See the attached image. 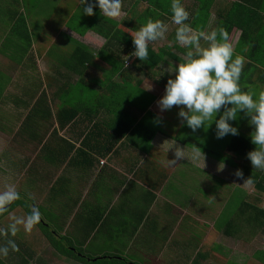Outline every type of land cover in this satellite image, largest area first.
Segmentation results:
<instances>
[{"label": "crops", "instance_id": "0c3cea01", "mask_svg": "<svg viewBox=\"0 0 264 264\" xmlns=\"http://www.w3.org/2000/svg\"><path fill=\"white\" fill-rule=\"evenodd\" d=\"M73 1L74 6H68L65 14L56 9L53 13L43 16L42 18L44 20L35 17V15L42 16L36 8L30 14H26V17L31 15L30 18L33 17V19L29 20L28 27L26 28V31L29 33V46L22 54V50L20 49L21 51L19 52L13 42L7 43L4 49L0 47V52L3 56H0V73L3 78L7 79L0 90V138L6 140V145L9 142V146L5 145L6 148L0 154V159L2 160L0 163V182L3 185L6 183L2 181L7 179L5 174H9L12 177L14 174L23 172L25 178L17 185V191L20 197L26 198L24 200L31 206L39 205L43 207L40 204H35L36 198H42V203L45 204L48 201H52L54 204L53 212L56 215L58 214L57 222L60 221L62 224L60 225L61 232L68 223L74 226L75 230L71 233L72 238H74V240L72 239L73 245L76 248L78 247L82 255L84 257L86 256V258L87 256L91 260H95L96 258H108L111 260L113 258L116 264L123 258L128 264H137L135 262L140 261L139 257L148 261V259H153L156 254L158 256L160 251L163 250V247H166L165 251L168 252L169 263L184 264V261H186V264H188L192 257V250L190 244H188V240L177 243L173 242L170 238L167 244H164L174 224L170 220L171 211L173 208L181 210V207L178 206H181L183 198V192L181 191L180 193L175 188V180L168 177V164L164 163L167 160L166 149L168 150L172 147L173 152L175 150L176 153V146L171 144V142H174L171 140H174L175 136L166 137L162 135L167 132H164L163 128L167 125L166 121L169 122V115H173L174 113L178 114L174 111L178 110V108L176 107L174 109L173 106L170 109L173 112L170 111L169 114L167 110L161 111L157 105L161 94L160 92V95L153 94L155 89L159 88L160 91L165 89L167 80L170 77L174 78L173 73L172 76L165 79L164 73L160 74L157 70L165 65H174L175 67V64H179L180 62L164 54L170 60L174 61L175 64L163 58L164 62L153 66L148 72L144 73L140 70L136 72L134 70L137 77L130 78V80H133V83L138 81L136 87L141 90L140 95H138L143 97L140 103L144 101L142 108L135 107L132 103L126 101L129 112L136 117L133 125H138L140 118L145 116L149 117V120L147 121L145 119L144 127H150L151 129L156 123V129L153 128L152 130L155 129L153 133L158 134V139L163 140L157 143L160 151L156 150L155 145H151L150 142L152 139L147 144L140 142L141 139L137 141L135 135L138 133L139 128H135V134L132 132L133 129L130 128L131 131L129 134L120 133L119 139L113 145L105 147V149L95 147V141H91L94 144L93 150L87 146L84 147L86 149L85 154H78L80 158H75L70 162V159L76 156L75 151L81 146L80 130L86 128L89 123L87 120L81 121L77 119L82 112H79V115H74L75 117L69 116L72 110H69L70 108L68 106H70V103L67 100H70V98L74 99V82H79L81 79H84L88 81L90 86L102 87L106 80H117L118 78L116 76L107 78L108 75H106V72L109 69V64L96 57L93 58V52L85 47L83 48L91 56L89 63L85 64V67L99 66L96 65L99 60L108 65V69L101 75L103 78L93 79L91 76L90 78H80L75 73L79 68L75 69L72 72L73 74L70 76L67 75L68 77L65 78L54 76L56 67L65 68L58 62L46 61V58H49L46 52L49 51L50 45L53 44L52 42L56 44V41H53V39L50 45H43L44 39L40 37L41 34H37L40 32L38 31L40 25H36V21L43 24L48 20H61V24L57 23V29L46 28L51 35H56V32H59L62 37L69 39L82 37L89 43L95 41L97 39L96 37L103 38L91 29L80 33L74 29L65 27V25L68 26L64 23L68 17L67 13H75V19L79 21L83 20V15L80 13L82 10L79 8V6L82 7V4L79 0ZM180 1L189 12V17L191 18V12L194 9L195 2L193 0H190L193 1L192 3H183L182 0ZM51 3L54 5L61 4L58 0H51ZM125 3L122 5L121 17L128 13L126 9L129 5ZM19 4L21 5V1H19ZM15 5H17L15 8L19 12L23 11V7L18 5V2ZM123 7L126 9H123ZM142 7H144V4ZM171 17L172 15L168 17L169 19H165V23L168 24L169 28L168 36L174 42L177 26L172 23ZM111 20L117 21L116 19ZM126 29V32L129 34H134L130 28ZM235 31L239 35V30ZM36 38H38L39 43H37ZM74 41L77 42L76 40ZM236 41L237 38H235L233 43V57L240 54L235 49ZM30 43H36V45L34 44L32 47ZM60 45L59 40V45L57 46ZM148 46L150 48L152 47L150 43ZM171 47L174 48L173 46ZM13 49L18 53L15 58L11 57ZM29 53L32 54L33 69L25 66L22 71L19 70L21 63L19 57L24 59L26 54ZM6 59L8 65H5ZM40 62L46 64L47 71H40L38 69ZM246 64H248V60L245 59ZM79 67L81 68V66ZM7 70L10 71V74L5 73ZM50 70L52 71L51 74ZM15 73L19 74V76H14ZM24 74L28 75L25 76ZM142 74L144 75L143 79L145 82L142 81ZM257 75L259 76V73ZM256 77L255 75V79ZM252 80L254 81V79ZM256 83L264 84V82L259 83L257 79L254 84ZM109 84H111V81H108L105 85ZM18 101L21 102L20 106L17 104ZM34 109L37 110V114L34 112V116L31 117L30 112ZM64 111H69L68 117L64 115ZM103 115L100 113V117H103ZM161 117L162 119H160ZM178 118L180 117L178 116ZM53 120L56 121V126L49 129ZM180 126L184 125L176 121L171 125H167V130L174 132ZM211 126L214 127L215 124ZM12 130H15V132L10 134ZM65 130H67L66 137H64L65 135H58ZM177 133H180V130ZM130 138L136 142L131 141ZM19 139H22L20 144H13L15 140ZM121 146H124L123 150L120 149ZM191 148L186 146V153L184 155H188ZM131 150H133V153H131ZM162 153H165L164 157L161 156ZM3 154L6 157H2ZM129 154L136 155V158L127 159ZM171 157L174 159L172 154L169 159ZM26 161H30V164H26ZM37 161L43 163L40 168L33 166L36 165ZM184 164H186V161ZM81 169L83 172H81ZM79 174L82 176L83 182L86 185L81 186V184H78L77 186H72L70 180L73 177H78ZM58 178L59 181L56 187L50 189ZM62 191H75L77 196L75 199L70 197L69 203L65 200L67 198L66 195L69 194H64ZM156 197L158 199L162 198L163 204L159 205L156 202ZM172 198L176 199L177 206ZM60 201L63 206H61ZM70 206H72L71 209L68 208ZM41 214V217L45 216L42 212ZM185 215L188 214L181 215L178 226L188 232L189 229L194 227V222H191V218ZM44 219L48 222L46 217ZM120 226L123 227L125 235L123 236V230H119L120 235L123 237H121V240L116 241V236L118 235L115 236L114 230ZM190 231L192 232V230ZM138 233L141 239V242L139 241L140 243L137 244L138 248L135 247V250H132V246L128 249H125L123 246L122 248L117 247L116 244L122 245L123 241H125L127 247L129 244L128 241L130 242L134 236L137 237ZM101 236H105L108 240H101ZM190 237H193V232L190 234ZM93 239L97 241L93 244L98 249L89 246L90 241ZM185 253L188 254V258L185 257ZM107 261L105 262L107 263ZM109 262L111 264L113 261Z\"/></svg>", "mask_w": 264, "mask_h": 264}, {"label": "trees", "instance_id": "16d2710c", "mask_svg": "<svg viewBox=\"0 0 264 264\" xmlns=\"http://www.w3.org/2000/svg\"><path fill=\"white\" fill-rule=\"evenodd\" d=\"M122 1L124 3L126 2V5H129L127 9L123 7V9H126L128 13L126 15H123L117 21L104 17L100 13L98 5L94 7L93 15L89 16L84 14V4H82V7L79 6V8H81L82 10V12H80L82 13L81 15H83L82 21L75 19V13H67L68 17L64 21V23L67 24L71 29H74L80 33L87 29H91L95 33L103 37L104 42L102 46L96 51L95 55L92 54V56L93 58L96 57L109 64V69L107 70L106 75H109L110 77H118L117 80H111V84L109 85H105L107 83L106 80L104 86L102 87L90 86L88 84V81L84 79H81L79 82H74V99L70 98V100H67L70 103V106H68L70 108L69 110H72L69 116L71 115L70 117H75L74 115H79V112H82V114H80L77 119L81 121L87 120L89 123L87 124L86 128H82L80 130L79 136L81 139V146L75 151L76 156L70 159V162H72L75 158H80L78 154H85L86 149L84 147L87 146L91 150H93L94 144L91 143V141H95V147H102L105 149V147L113 145L115 141L119 139L120 133L129 134L131 131L130 128H132V132L135 134V128H140L141 123H145L144 119H146L147 116L140 118V120L138 121V125L134 126L133 124L136 120V117L134 115H131L129 111L125 112L128 103H139L137 105L144 106V101L140 103V100L136 98H140L139 95L141 92V90L136 87V83H138V81H136V83L134 82V85L130 83L131 80L129 78L133 75V73H135L134 70H136V72L138 70L143 71L144 73L148 72V70L152 69L153 66L157 65L158 63L164 62V54L169 55L171 58L177 60L178 62H182V58L172 53L169 48H158L154 51L152 50V48H150V46H148L149 58L147 61H141L138 57L132 56L131 53H133L135 50L133 37L125 30L126 28H130V30L135 33L140 29L141 26H143L147 22L148 19H160L165 22V19H169L167 17L172 15V0ZM193 1H195V6L191 12V18L189 17V20L186 21V23H189L196 30H203L208 15L207 9L210 7V4L213 0ZM9 2L15 4V0H10ZM88 2L96 4V0H88ZM141 3L144 4V7H142L143 9L140 8V11H138L137 6ZM21 4L23 7V11L19 12L17 8L14 7V5L8 3V5L13 6L14 9L11 7L7 8L0 2V15L4 12H11L14 14L11 17L13 20H16L18 22L23 21L22 19H25L26 14L31 13L27 5L32 6L31 8L29 6L30 10L32 9V11L36 8V6L31 1H29L28 3L22 1ZM69 6H74V3H71ZM263 8L264 0H231V2L226 3L224 6L217 7L215 10V14L217 16L216 28L222 26L226 28L229 33L231 29L239 30L235 49L240 53L244 52L245 55L249 58L257 53H260L261 51L264 52V41L262 39L264 31L261 29L264 22L262 11ZM60 11H67V8H60ZM24 27H26V25ZM24 37L27 40V43H25V47H22V51L20 50L21 54L29 46V38L27 37L26 33L24 34ZM59 40L61 43L60 46H57L53 43L50 45L49 51L46 52V55L49 57L46 58V61L53 63L58 62L65 68L63 69L56 67L54 76L65 78L73 74L72 72L75 69L79 68V70H76L75 73H77L80 78H84L85 76L82 74V71L87 72L85 70V64L89 63L91 59V56H89L90 54L88 55V52L83 48V46L72 39L61 37V39ZM250 43L251 48L247 46V44ZM172 46L176 48V50H179L180 52L185 54L186 50L184 48H181L178 44H173ZM19 60H21L19 70L22 71L25 66L33 69V58L31 53L26 54L24 59H21L19 57ZM79 66H81V68ZM252 71H256V79L259 83L264 82V61H255L254 63L250 61L244 66L239 81L243 91H245L244 89H246L248 85H256L259 87L258 83L254 84L256 79L254 78V81L252 80ZM257 73H259V76L257 75ZM24 75L27 76L28 74ZM126 101H128V103ZM141 106L140 108H142ZM34 112L37 114V110L34 109L30 112L31 117L34 116ZM64 113V115L68 117L67 115L69 111H64ZM100 113L104 114L103 117H100ZM215 127L216 125L213 128ZM183 128L184 129L182 133H186V135L184 137L175 136L174 141L177 140V142L183 143L192 148H194L195 146L199 147L204 155L215 159L225 166H228L233 171L234 175L237 169L242 170L243 177H237L236 175L235 176L239 180L242 179L245 181L250 178V183L252 184L254 189L259 193H262L261 195L264 196V170L253 168L250 160L247 157V153L251 150H254L256 147V145H254L250 139L241 134H230L231 136L223 152H213L205 145L208 139L211 141L212 145H216V140H214L215 132L211 128L207 126L201 127L197 129L198 133L193 132L190 128L186 129L187 127H185V125L183 126ZM146 129H149V133L141 137L143 133L140 130L146 131ZM152 131L153 130L150 129V127L146 128V126L139 129L137 135H139L141 142H145V144H147L148 135L151 134ZM97 148L96 150L98 151ZM2 157H6V155L3 154ZM58 181L59 178L50 187V189H54L58 184ZM233 187L235 190H238L241 196L238 213H234V225L236 227H239L241 224L239 225L237 223L241 222H244L243 224L245 225L249 224L250 222H253L256 225L264 224V208H260L255 202L245 200L247 195L245 190L241 186ZM229 192L230 190H228L227 194ZM242 196H244V200H242ZM252 199L253 201H258L260 197L254 196ZM28 205V202H25L20 198L8 206V211L3 215H0V220H4L6 229L11 223V215L19 217L26 216L30 213L32 206ZM223 206L224 203L221 204V208H219L218 214L214 216L213 226L215 227L214 229L216 231H220L225 235H232L225 231V229L230 228V226L232 225V220H228L226 224L225 222H221V217L224 214ZM15 207L21 208V211H14ZM36 207H38L41 212L42 207H40L39 205H36ZM242 209H245V211H248L249 213L250 211L253 212L252 214H247L246 216H240L241 214H239V212H243ZM57 215L53 213L51 214V217H47L46 215L41 217L40 222L35 226V228H38L39 231L32 230L31 232H25L23 226H20V230L18 231L20 233L17 232L16 236H14V239L17 240V238H20L22 239V242L15 241V243L22 245L23 243L27 244L29 242L27 247L32 246L35 241L28 238V235L32 236L38 233L40 234V237L46 240L51 248L58 254L66 255L78 261L85 262L86 264H104L107 260L114 261V264H116L115 259L113 258H111V260L108 258H96L95 260H91L89 259L90 257L88 258V256L87 258L86 256L84 257L79 248H76L73 245L74 238H72V235L70 233H59V231H61L60 225L62 224L60 223V221L56 222L58 218ZM45 217L48 219V222L44 221ZM218 219H220V223L218 222ZM54 222H56L57 224L54 226L51 225ZM242 227H239V230ZM10 234L11 233H9V235ZM194 236V239H196L194 241L192 237V240L194 241L193 243L189 242L188 240V244H190V247L195 246L199 241L200 234L196 233L194 234ZM36 237H38V235ZM30 256V251L27 254V251L23 250V253L20 256L21 259L16 264H28L27 260ZM254 256L260 259L264 264V252L256 250L254 252ZM185 257L188 258L187 253H185ZM109 261H107L106 264H110ZM9 262V260L5 262L0 258V264H14L13 261L11 263ZM120 262H126V260L121 258ZM184 264H186V261H184ZM189 264H197L196 259H194Z\"/></svg>", "mask_w": 264, "mask_h": 264}, {"label": "rangeland", "instance_id": "374dc122", "mask_svg": "<svg viewBox=\"0 0 264 264\" xmlns=\"http://www.w3.org/2000/svg\"><path fill=\"white\" fill-rule=\"evenodd\" d=\"M9 1L10 0H0L1 4L6 6L7 8L11 7L14 9V7H16L17 5ZM19 1L21 2L25 1L26 3L31 1L36 6L39 13L42 15V16L35 15V17H37L38 19H43L42 18L43 16H47L50 13H53L54 11H56V9H58L60 12V8L61 9L67 8L71 3L74 2L73 0H58L61 2V4L54 5L51 3V0H15V3L18 2V5H20ZM182 2L192 3L193 1H190V0L183 1L182 0ZM229 2H231V0H213L211 2L210 7L207 9L208 15L205 21V26L203 28L204 31L208 32L216 28L217 16L215 14V10L217 7L224 6L226 3H229ZM8 3L11 5H14V7L8 5ZM123 3L124 2H122V5H124ZM142 5L143 4H139L137 6L138 11H140V8H142ZM20 6H22V4ZM27 6H28L29 11L32 12V9L30 10L32 6L31 5H27ZM262 11H263V16H264V8ZM65 13L66 11H64V14ZM13 15L14 14L11 12L10 13L4 12L0 15V19H1L0 47L4 49L5 48L4 46L7 43L13 42L18 48V50L20 51L22 47H25V43H27V40L25 39L24 34L26 33L27 37L29 38V35H28L29 33L26 31L25 28L28 27L29 20L33 19V17L30 18L31 16L30 15L26 17V19H22L23 21L18 22L11 18ZM120 17L115 18V19L119 20ZM57 23L61 24L62 21L61 20H48L47 22H44L43 24L38 21L35 22L36 25H40V27L38 28V31L40 32H38L37 34H41L40 37L44 39L43 45H50L53 39H54L53 41H56V44L59 45V39H61L62 37L59 34V32H56V35L55 34L51 35V33H49V31L46 29V28L57 29L58 28ZM25 25L26 27H24ZM65 27L68 29L70 28L66 25ZM261 29L264 31V22H263V26L261 27ZM90 32L94 33L92 31ZM229 36H230L231 43L233 44L235 38H237L238 36V32H236L234 29H231ZM96 38L97 39H95V41H93L92 43H89L85 38L83 39L82 37L75 38V39L73 38V39L76 40L78 44L82 45L83 47L93 52V54L95 55L96 53L95 51H97L104 42L103 38L101 39L98 37ZM37 39L38 38H36V41L37 43H39ZM262 39L264 41V34H263ZM173 43L177 44L175 41L173 42L170 40V37L168 36V31L166 32L164 39L158 40L155 42H150L152 49L156 50L157 48H162V49L169 48V50L172 53L182 58L184 56L182 52H180L179 50H176V48L169 47V44L173 45ZM34 44L36 45V43H33V44L30 43V46L33 47ZM250 45L251 43L247 44L249 48H251ZM1 54L2 53L0 52V56H2ZM17 55L18 53L15 52V50L13 49V53L11 54V57L15 58ZM239 55L245 58L246 60H248V62L251 61L254 63L255 61H259V62L264 61L263 51L251 56L250 58L247 57L244 52L240 53ZM163 57L166 58L169 62H172V64H175L174 61L170 60L169 57H166L165 55ZM5 65H8L7 59L5 61ZM96 65H99V66L86 67L85 70L87 72L82 71V74L87 78H90L91 76L93 79H101L102 78L101 75H103L104 71L108 69V65L105 64L104 62H101L100 60ZM177 65L178 64H175V66ZM173 67L174 65H165V66L160 67L157 71L160 72V74L164 73L165 79L166 78L168 79L170 76L173 75V73H170L168 70H170ZM38 69L40 71L41 70L47 71V66L45 63L40 62ZM252 72H253L252 79H254L256 75V71H252ZM5 73L10 74V71L7 70ZM51 73L52 71L50 70V74ZM14 76H19V74L15 73ZM141 76L143 79L144 75L142 74ZM10 77H12V75H10ZM108 77L110 76L108 75ZM136 77H137V74L133 73V75L130 78H136ZM6 80L7 79L3 78V76L0 73V90L2 88V85L6 82ZM108 81H111V80H107V82ZM142 81L145 82L144 79ZM130 83L132 85L135 84L133 83V80H131ZM262 89H264V84H259V87L256 85H252V86L248 85L247 88L244 90L250 91L258 95L259 91ZM159 92L161 94V96L159 97L160 99L164 95L165 89H162L161 91L159 88L155 89L153 94L160 95ZM136 98L141 100V98L143 97H140V98L136 97ZM17 104L20 106L21 102L18 101ZM132 105L138 108H140L141 106L137 104H132ZM176 107L178 108V110H174V111L179 113L180 107L174 106V109ZM127 111H129L128 106L125 109V112ZM170 111L172 110H167L168 114L170 113ZM221 114L222 112L218 113L216 116V119H219V116ZM148 118L149 117L146 118L147 121L149 120ZM160 119H162V117ZM176 121L179 124L187 125L186 123L181 122V118H178V114L176 113H174L173 115H169V122L166 121V123L167 125H171L172 123ZM229 123L238 129L239 134L251 140L250 133L253 131V126L250 125L249 118L245 116L243 112H240L238 114V118L236 120H230ZM212 124L216 125L215 121H213L211 125ZM144 125L145 123H141L139 129L143 128ZM167 125L164 128L162 126L161 127L164 129V132L167 131L168 133L166 132V134H162L159 132L160 134L166 137L168 136L184 137L186 135V133L185 134L182 133L183 126H180L174 132H170L169 130H167ZM205 125L211 128L215 132L214 140H216L215 141L216 145H212L209 139L206 141L205 145L213 152L218 151L222 153L231 135L228 134L225 137L218 139L216 136V127L213 128L211 125L208 126L207 123ZM55 126H56V121L53 120L49 129ZM155 126H156V123L152 126L151 129L155 128ZM186 127L189 128L188 126ZM148 130L147 129L146 131L140 130L143 133L141 137L147 135L149 133ZM179 130H180V133H177ZM153 131L151 134L148 135V142L152 139L150 142L151 145L152 146L155 145L154 147H156V150L160 151V149L157 146V143L158 141H163V140L158 139L157 137L158 134L157 135L154 134ZM13 132H15V130H12L10 134H12ZM137 132H139V130ZM195 132L198 133L197 130ZM66 134H67V130H65L64 132H60L58 135H65L64 137H66L67 136ZM135 139H137V141H140L139 135L136 134ZM130 140L133 142L135 141L132 138H130ZM153 141L154 143H152ZM171 141H174V140H171ZM21 142H22V139H19V140H15L13 144L14 143L20 144ZM171 144L173 146H176V151L183 149L184 153H186L187 145L180 143V142H175V141L171 142ZM5 145H6V140H4V138L3 139L0 138V154L6 148ZM6 146H9V142ZM120 149L123 150L124 146H121ZM131 153H133V150H131ZM165 153H166L167 159H169L171 154L174 157V159L172 157L171 159H169V160H175V163L168 164L167 174H168V177L175 180L174 181L175 188L178 189L180 193L181 191L183 192V198H182L181 206H178V207H181V210L180 209L176 210L175 208H173L171 211L170 220L173 221L174 224L172 225L171 230L167 236L166 242H164V244L166 245L170 238L173 242H177V243H180L183 240L184 241L189 240L190 242L193 243L196 239V238L194 239L195 237L194 234L197 233V234H200V238H199L198 243L195 246L191 247V250H192V257L190 260L191 262L194 259H196L197 264H233V263L234 264H263L260 259L254 256V252L256 250L264 252V224L256 225L253 222H250L249 224L245 225L243 224L244 222L237 223L239 225L241 224L239 227L244 226L240 230H239V227H236L234 225V222H233L234 213H238V207L241 202L240 201L241 196L238 190H235L233 186H241L245 190L246 195H247L245 200L255 202L257 206H259L260 208H264V196L261 195L262 193H259L258 191H256L250 182H247V181L245 182V180H242V179L239 180L228 166L224 165L223 169H221L220 166H222L223 164L216 161L215 159L204 156V162H203V156L201 155L198 160L193 161L191 159V156L193 154V148H191V151L188 153V155L186 154L185 156L179 159L176 158L175 150L173 152L172 147L168 150L166 149ZM165 153L164 154L162 153L161 156L164 157ZM131 158H136V155L129 154L127 159H131ZM1 161L2 160L0 159V163ZM185 161H186V164H184ZM26 164H30V161H26ZM42 164L43 163H41L40 161H37L36 165H33V166L40 168ZM81 172H83L82 169H81ZM5 175L7 179L2 180V181L6 183L3 185L2 182H0V191L5 190L6 187L9 185L14 186L16 190H18L17 185H19V183H21L23 178H25L23 172L14 174L12 177H10L9 174H5ZM70 183L72 186H77L78 184H81V186L86 185L83 182L82 176H80V174L78 175V177H73L70 180ZM228 190H230V192L228 193L229 195L227 194ZM62 193L69 194V195H66L67 198L65 200L67 202L70 201L71 199L70 197H73L75 199L77 196L75 191H72V192L62 191ZM254 196L260 197V199H258V201H253L252 198ZM21 199L25 201L24 199L26 198H21ZM172 199L176 203V206H177L176 199L175 198H172ZM242 200H244V196H242ZM35 202H36L35 204H40L41 206H43L41 210L43 215H46L47 217H51V214L54 213L53 212L54 204L52 201H48L45 204V203H42V198L41 199L36 198ZM156 202L159 205L163 204L162 198L158 199L156 197ZM222 203H224V206H223L224 214L221 217V222H225L226 224L228 220L229 221L232 220V225L230 226V228L225 229L224 227L225 231L232 235H225L221 233L220 231H216L214 229L215 227L213 226V218L215 215L218 214L219 208H221ZM60 204L61 206H63L61 201H60ZM28 206H31V205L29 204ZM65 207H67V205H65ZM68 208L71 209L72 206ZM242 210L243 212H239V214H241L240 216H244V215L246 216L247 214H252L253 212V211L252 212L250 211L249 213L248 211H245V209H242ZM14 211H21V208L15 207ZM183 214H188L185 216L190 217L191 222H194V227L192 229H189L188 232L185 231L184 228L182 229V227L178 226L179 219L181 215ZM56 222H54L51 225L53 226L56 225L57 224ZM218 222L220 223V219H218ZM0 229H6L4 220L3 221L0 220ZM32 230L39 231V229L35 227ZM74 230H75L74 226L68 223L66 227L64 228V230L62 232L59 231V233L61 232L60 234H65V233L71 234ZM119 230H123V227L120 226L119 228L114 230L115 236L118 235L116 236V241L121 240V237L125 235L124 230L122 232L124 233L123 236L120 235ZM190 230H192L193 232L194 241L190 237V234L192 233ZM36 234L38 235V237H36L37 236ZM36 234L32 236L28 235V238L35 241L32 246L27 247L29 242L27 244L23 243L25 246L22 243H21L22 245L16 244L18 246V251H13L10 249L6 257L0 255V258L5 262L9 260L10 261L9 263L13 261V263L16 264L21 259L20 256L22 255L23 250H25L27 251V254L29 253V251L31 252V256L27 260L28 264H86L85 262H79L76 259H72L66 255L56 253L51 248V246L48 244V242L44 240L42 237H40V234L38 233ZM8 239L14 240V242L15 241L22 242L21 241L22 239L20 238H17V240H15L14 237L11 236V234L8 235L7 237L0 235V246L6 245V242ZM101 240L106 241L108 240V238H106L105 236H101ZM139 241L141 242V239L138 233L137 237L134 236L133 239L131 238L130 242L128 241L129 244L127 245V247L125 245V241L122 242L123 243L122 245L120 244H116V245L117 247H120V248H122L123 246L125 247V249H128L129 247L132 246V250H135V247L138 248L137 244L140 243ZM94 242H97V241L95 239L91 240L89 246H92L93 248L98 249L97 246L93 244ZM165 249L166 247H163V250L160 251L158 256L156 254L153 259H148V261H146V259L143 260L139 257L140 261L135 262V263L137 264H174L173 262L169 263L168 252H166ZM190 261L188 262V264L191 263ZM111 264H114V261ZM117 264H127V262H117Z\"/></svg>", "mask_w": 264, "mask_h": 264}, {"label": "clouds", "instance_id": "9594fccd", "mask_svg": "<svg viewBox=\"0 0 264 264\" xmlns=\"http://www.w3.org/2000/svg\"><path fill=\"white\" fill-rule=\"evenodd\" d=\"M79 2L85 5L83 12L89 16L94 14L96 5L108 19L121 15L122 0H96V4L88 0ZM171 12V21L177 26L175 42L186 51L182 62L168 70L174 73V78L167 80L165 93L157 101L159 109L165 111L179 106L178 116L181 122L186 123L193 132L204 127L206 123L210 126L215 121L218 139L228 134L239 135L238 129L229 121L236 120L238 114L243 112L253 126L250 133L251 142L256 145L254 150L247 153V157L253 168L264 170V89L260 90L258 95L242 90L239 81L245 59L240 55L233 58L234 47L226 28L221 26L208 32L194 29L186 23L190 14L180 0H172ZM167 31L168 24L164 21L148 19L138 31L131 34L135 46L131 55L141 61H147L149 43L164 39ZM171 46L169 44V47ZM221 110L222 114L216 119ZM201 155L204 162L203 152L195 146L191 159L196 161ZM183 156V149L176 151L177 159ZM164 163L174 164L175 160L167 159ZM223 167L224 164L220 166L221 169ZM235 175L243 177L242 170L237 169ZM246 181L250 182V178ZM20 198L19 192L12 185L0 191V215L7 212L8 206ZM41 216L36 206H32L26 216L11 215V223L7 229H0V235L7 237L11 233L14 237L20 226H23L25 232H31L40 222ZM10 249L18 251V246L14 240L8 239L6 245L0 246V255L6 257Z\"/></svg>", "mask_w": 264, "mask_h": 264}]
</instances>
